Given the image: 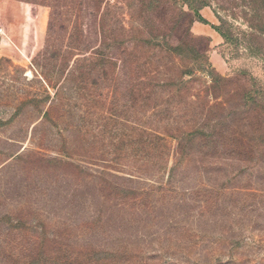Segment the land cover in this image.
<instances>
[{
  "label": "rangeland",
  "instance_id": "1",
  "mask_svg": "<svg viewBox=\"0 0 264 264\" xmlns=\"http://www.w3.org/2000/svg\"><path fill=\"white\" fill-rule=\"evenodd\" d=\"M143 1L0 0V264H264V34L244 0ZM132 52L198 70L134 101L99 77Z\"/></svg>",
  "mask_w": 264,
  "mask_h": 264
},
{
  "label": "trees",
  "instance_id": "2",
  "mask_svg": "<svg viewBox=\"0 0 264 264\" xmlns=\"http://www.w3.org/2000/svg\"><path fill=\"white\" fill-rule=\"evenodd\" d=\"M93 1L95 3L94 5L97 7L98 10L101 8L103 3L106 2V0ZM187 1L189 3L190 10L194 12L195 16H199L198 8L193 5L192 0ZM215 1L218 4L219 2H221L222 4L226 2V0ZM244 1L248 2L243 17L251 30L248 35L264 34V11H262V8H264V0ZM260 1L263 2L261 6ZM140 3L143 5L144 1L140 0ZM208 3L209 1L204 0L201 3V6L207 5ZM105 14L106 13L104 9L101 15L102 22L105 20ZM184 14L185 16H190V14L186 12H184ZM192 21L193 18L189 19V22ZM218 29L223 33L224 37H227L228 34H226L221 29V27H219ZM102 32L104 34L105 32H107V29H105V23L102 24ZM191 39V35H184L182 39H179V41H175V43L173 44L168 43L166 48H164V57L167 60L166 62L175 63L176 58L180 59L182 62L187 60L189 54L193 51ZM142 40L143 39H141V41ZM140 43L134 46L136 51L137 48H139V46L141 45ZM118 58H120V60H122V62H124L125 64L122 68V71H109L103 69L99 72V77L104 83L112 81L116 82L117 85H120L122 83L126 85V91H128L129 95L133 97L134 101L140 99H147L158 104L157 100L159 99V97H161L162 92H165V94H167L168 96L173 94L172 96L174 97L175 95L179 94L178 92H182L183 88L185 89L189 85V83L193 81V77L189 79L188 77L195 75L196 71L198 70V68L196 67H190L189 65H185V67H182L180 64L177 66V70L169 68H164V70L143 68V66L139 64H141V62L145 59H143V57H139L137 55V52H132L130 54L126 53ZM133 63L138 65L133 67L131 66ZM126 64H128V66ZM203 69L204 68H202L201 70ZM168 87L170 88L167 89ZM181 134L182 136L183 134L188 135V131H183V133Z\"/></svg>",
  "mask_w": 264,
  "mask_h": 264
}]
</instances>
